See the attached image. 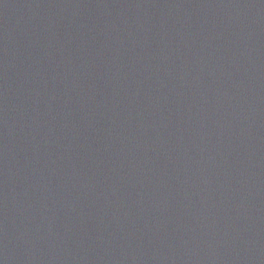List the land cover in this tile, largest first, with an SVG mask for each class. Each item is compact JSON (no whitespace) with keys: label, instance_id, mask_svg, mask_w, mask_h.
Returning a JSON list of instances; mask_svg holds the SVG:
<instances>
[{"label":"water","instance_id":"1","mask_svg":"<svg viewBox=\"0 0 264 264\" xmlns=\"http://www.w3.org/2000/svg\"><path fill=\"white\" fill-rule=\"evenodd\" d=\"M0 264H264V0L136 132L0 227Z\"/></svg>","mask_w":264,"mask_h":264}]
</instances>
